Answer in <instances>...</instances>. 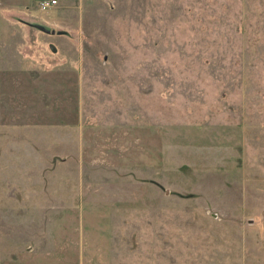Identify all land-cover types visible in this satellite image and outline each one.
I'll use <instances>...</instances> for the list:
<instances>
[{"label":"rangeland","instance_id":"374dc122","mask_svg":"<svg viewBox=\"0 0 264 264\" xmlns=\"http://www.w3.org/2000/svg\"><path fill=\"white\" fill-rule=\"evenodd\" d=\"M0 0V264H264V0Z\"/></svg>","mask_w":264,"mask_h":264},{"label":"built area","instance_id":"2783aa9c","mask_svg":"<svg viewBox=\"0 0 264 264\" xmlns=\"http://www.w3.org/2000/svg\"><path fill=\"white\" fill-rule=\"evenodd\" d=\"M55 3L54 0H41L39 5L41 9H47Z\"/></svg>","mask_w":264,"mask_h":264}]
</instances>
